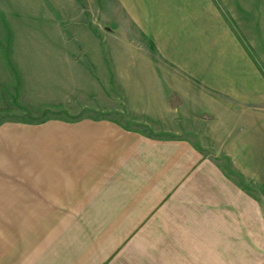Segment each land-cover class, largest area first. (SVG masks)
<instances>
[{
  "label": "crops",
  "instance_id": "1",
  "mask_svg": "<svg viewBox=\"0 0 264 264\" xmlns=\"http://www.w3.org/2000/svg\"><path fill=\"white\" fill-rule=\"evenodd\" d=\"M206 8L209 120L263 131L264 0ZM228 146L205 155L112 117L1 123L0 264H264L263 192L246 163L227 169Z\"/></svg>",
  "mask_w": 264,
  "mask_h": 264
},
{
  "label": "rangeland",
  "instance_id": "2",
  "mask_svg": "<svg viewBox=\"0 0 264 264\" xmlns=\"http://www.w3.org/2000/svg\"><path fill=\"white\" fill-rule=\"evenodd\" d=\"M211 2L0 0V124L112 117L220 158L234 143L227 169L246 163L249 190L264 196V130L215 126L213 88L195 70Z\"/></svg>",
  "mask_w": 264,
  "mask_h": 264
}]
</instances>
